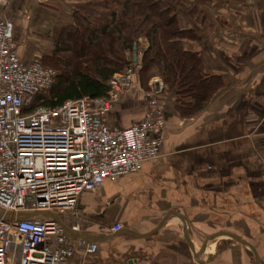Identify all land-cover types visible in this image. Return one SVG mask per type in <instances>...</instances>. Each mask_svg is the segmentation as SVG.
I'll list each match as a JSON object with an SVG mask.
<instances>
[{"label": "crops", "instance_id": "0c3cea01", "mask_svg": "<svg viewBox=\"0 0 264 264\" xmlns=\"http://www.w3.org/2000/svg\"><path fill=\"white\" fill-rule=\"evenodd\" d=\"M92 1L8 0L0 15L13 22L17 52L27 62L49 53L73 12ZM178 1L202 9H177L180 27L195 34L184 47L222 87L189 117L175 109L174 91L162 92L161 155L82 192L64 214L91 240L73 238L98 246L82 259L75 249L78 264H264V0ZM131 92L113 106L109 125L143 117L145 105ZM218 232L233 237L207 240Z\"/></svg>", "mask_w": 264, "mask_h": 264}, {"label": "built area", "instance_id": "2783aa9c", "mask_svg": "<svg viewBox=\"0 0 264 264\" xmlns=\"http://www.w3.org/2000/svg\"><path fill=\"white\" fill-rule=\"evenodd\" d=\"M8 0H0L5 4ZM14 24L0 15V264H78L98 246L75 239L51 219L15 221L24 210L72 212L80 194L105 179L135 173L161 155L166 137L162 82L151 78L141 119L127 127L107 123L114 104L138 88L140 57L107 81L106 96L69 99L56 108L25 111L48 90L55 70L38 57L24 62ZM141 91V90H140ZM119 224L111 227L118 231Z\"/></svg>", "mask_w": 264, "mask_h": 264}, {"label": "trees", "instance_id": "16d2710c", "mask_svg": "<svg viewBox=\"0 0 264 264\" xmlns=\"http://www.w3.org/2000/svg\"><path fill=\"white\" fill-rule=\"evenodd\" d=\"M177 9L184 15L202 13L198 6L178 0H94L75 10L72 23L62 27L52 50L39 56L44 66L55 70L54 82L34 96L25 111L56 108L84 96H106L107 81L129 64L126 54H133L140 39H145L137 73L142 86L155 73L162 80V92L174 91L175 109L182 117L201 112L222 80L206 74L200 55L185 49V41L195 34L180 27ZM189 98L193 102H187ZM60 217L65 220L64 214Z\"/></svg>", "mask_w": 264, "mask_h": 264}, {"label": "water", "instance_id": "95a60500", "mask_svg": "<svg viewBox=\"0 0 264 264\" xmlns=\"http://www.w3.org/2000/svg\"><path fill=\"white\" fill-rule=\"evenodd\" d=\"M133 59L135 60L136 59V54L133 53ZM0 217H5V218H9L11 217V214L10 213H5L2 211V209H0ZM12 218L15 220V221H22V220H41V219H51L55 222H57L64 230L67 234L71 235V236H74V237H77V238H81V239H84L86 241H89L91 240V238H87L86 237V234H83V233H80L79 231H76L74 229H72L71 227H69L62 219L61 217L55 213V212H50V211H33V210H24V211H19L17 213H14L12 215ZM164 221V220H163ZM161 221L159 223V225L157 226L160 227V225L162 224ZM134 236L136 237H141L142 235H138V234H135V233H132ZM231 236L233 237L232 234L230 233H227V232H218L216 233L215 235H210V237L207 238V240L209 238H213L215 236ZM185 238L187 239V241L189 242V238H188V235L185 234Z\"/></svg>", "mask_w": 264, "mask_h": 264}, {"label": "rangeland", "instance_id": "374dc122", "mask_svg": "<svg viewBox=\"0 0 264 264\" xmlns=\"http://www.w3.org/2000/svg\"><path fill=\"white\" fill-rule=\"evenodd\" d=\"M144 48H145V43L139 41V47L137 48V50L135 52L136 53H140V52L142 53ZM131 54H126V55H128L129 59H131V56H132ZM153 77H158L161 80L160 76L154 73L153 76L150 77L146 87L142 86L140 79L137 77L136 80H138L137 81L138 82V88H137V90L131 92L133 95H137L138 94V97L140 96L139 98H141V101H142L143 105H145V109H146L145 93L149 90V87H150L149 84H150L151 78H153ZM161 82H162V80H161ZM124 98H125V96L122 99H124ZM121 100L119 102H117L116 104H114V106H117V104L120 103Z\"/></svg>", "mask_w": 264, "mask_h": 264}]
</instances>
